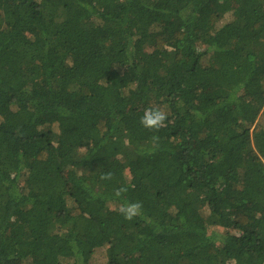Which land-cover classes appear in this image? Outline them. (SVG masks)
<instances>
[{
    "label": "trees",
    "instance_id": "obj_1",
    "mask_svg": "<svg viewBox=\"0 0 264 264\" xmlns=\"http://www.w3.org/2000/svg\"><path fill=\"white\" fill-rule=\"evenodd\" d=\"M105 247L264 264V0H0V264Z\"/></svg>",
    "mask_w": 264,
    "mask_h": 264
},
{
    "label": "clouds",
    "instance_id": "obj_2",
    "mask_svg": "<svg viewBox=\"0 0 264 264\" xmlns=\"http://www.w3.org/2000/svg\"><path fill=\"white\" fill-rule=\"evenodd\" d=\"M167 120L168 115L164 110L158 106H149L144 110L143 115L140 118V124L148 131L158 132L160 129L166 126ZM158 141V136L152 137V145L147 152L148 155H151L153 151L159 147ZM112 178L113 174L111 172H105L100 177L101 180L105 181H110ZM127 191V187H120L114 191V196L119 200L126 194ZM142 210L143 205L139 201H124L123 203H120L118 207L119 214L129 222L133 221L137 217L142 216Z\"/></svg>",
    "mask_w": 264,
    "mask_h": 264
},
{
    "label": "rangeland",
    "instance_id": "obj_3",
    "mask_svg": "<svg viewBox=\"0 0 264 264\" xmlns=\"http://www.w3.org/2000/svg\"><path fill=\"white\" fill-rule=\"evenodd\" d=\"M52 130L58 131L57 128H52ZM227 232H229V231L228 230H224L222 232V234H225ZM106 251H107L106 247L102 248V249H99L97 251L96 255L93 257V263L94 264H104L107 261Z\"/></svg>",
    "mask_w": 264,
    "mask_h": 264
}]
</instances>
